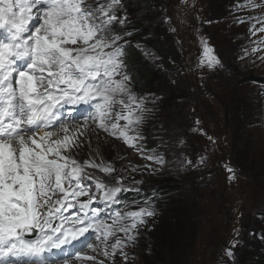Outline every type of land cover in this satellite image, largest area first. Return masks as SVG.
<instances>
[{"label":"snow or ice","instance_id":"6c2138e0","mask_svg":"<svg viewBox=\"0 0 264 264\" xmlns=\"http://www.w3.org/2000/svg\"><path fill=\"white\" fill-rule=\"evenodd\" d=\"M121 8L122 0H0V264H104L99 256L112 261L117 252L127 264L125 249L156 214L154 196L134 197L131 203L143 206L122 214L113 206L129 192L141 193L133 186L140 182L125 185L123 176L105 181L87 169L111 177L117 171L111 163L76 158L91 121L93 132L103 130L149 161L132 171L154 172L153 164L162 169L166 163L155 148L145 155L139 143L152 110L132 91L125 60V37L132 32L114 31L127 20ZM256 8L260 14L234 21L250 23L249 35L264 33V0L234 4L237 12ZM201 43L200 66L215 68L219 57L206 39ZM80 121L83 127L69 128ZM227 170L234 179L235 170ZM224 251L234 256L232 248Z\"/></svg>","mask_w":264,"mask_h":264},{"label":"rangeland","instance_id":"374dc122","mask_svg":"<svg viewBox=\"0 0 264 264\" xmlns=\"http://www.w3.org/2000/svg\"><path fill=\"white\" fill-rule=\"evenodd\" d=\"M226 1L214 13L207 0H124L132 28L140 23L149 28L151 18V33L141 37L148 43L137 48L142 67L150 71L149 85L139 87L133 73L131 86L152 110L143 122L148 148L163 154L166 163L162 169L153 164L154 172H134L147 160L93 127L87 128L76 158L111 163L117 169L111 177L87 169L106 181L123 176L125 185L139 181L133 185L158 191L159 213L125 249L127 264H236L237 252L246 244L258 249L257 264H264V44L256 43L263 33L249 35L250 23H234L237 16L262 9L237 12L231 4L236 0ZM152 36L167 49L164 55L152 46ZM201 38L221 55L213 69L200 66ZM128 63L131 71V56ZM200 157H205L202 164ZM189 158L192 164L185 163ZM228 167L235 170L234 179L228 178ZM254 231L256 239L251 238ZM234 240L239 243L233 248ZM227 248H232V258L225 254ZM101 259L123 264L119 252L112 261Z\"/></svg>","mask_w":264,"mask_h":264},{"label":"trees","instance_id":"16d2710c","mask_svg":"<svg viewBox=\"0 0 264 264\" xmlns=\"http://www.w3.org/2000/svg\"><path fill=\"white\" fill-rule=\"evenodd\" d=\"M130 1V0H129ZM229 1L231 2L232 0H227L225 3H229ZM222 0H207V4L209 5L210 3V8L211 10L216 13L218 12V10H220L219 8V4H221ZM231 4L234 5V2H231ZM213 7H212V6ZM215 5H217L215 7ZM224 6V5H223ZM149 19H147V21H149V28H145L144 25H142L141 23L140 24H137V26H134V28L137 30V35L134 37V41L135 43H139V45H137L135 48H133V50H131V61L133 62L132 63V71L137 75L138 77V85L139 87H144V86H147L149 85L148 81H149V74L148 72L150 73V71H146L144 67H142L143 65L141 64V61L139 60V52L137 51V47L139 48V46H144L145 45V42L148 43V41H143L141 39V37H143L144 33H151L150 31V28H151V18L148 17ZM146 20V19H145ZM144 19H142L140 22H143ZM238 31L240 30L239 27L236 28ZM149 30V32H144V31H147ZM149 40H153L154 43H153V47L156 49H161V54L164 55V52H166V48L165 46H163V44H156L157 41L154 40V36H152L151 39ZM151 43V41H149ZM152 44V43H151ZM215 52V51H214ZM215 55L220 57L219 59H221V55L218 53V52H215ZM221 61V60H220ZM226 69L229 70V72L231 73L229 67L226 65ZM235 75V74H234ZM163 194H165V192H163V190H161ZM160 207V206H159ZM250 224L251 222H249L248 224V227H250ZM259 233L257 232H253V234L251 235V238L253 239H256L257 238V235ZM262 238H264V234L262 236ZM264 249V247H263ZM257 248L255 247H252L250 245H247L245 247H243L239 252H237V255H236V264H257V262L260 260V256L257 252Z\"/></svg>","mask_w":264,"mask_h":264},{"label":"bare ground","instance_id":"6f19581e","mask_svg":"<svg viewBox=\"0 0 264 264\" xmlns=\"http://www.w3.org/2000/svg\"><path fill=\"white\" fill-rule=\"evenodd\" d=\"M91 130V129H90ZM73 264V263H72Z\"/></svg>","mask_w":264,"mask_h":264}]
</instances>
